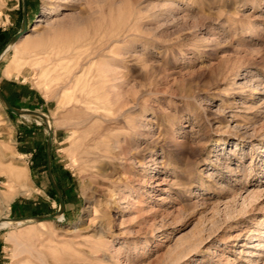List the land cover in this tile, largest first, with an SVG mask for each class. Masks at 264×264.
I'll return each instance as SVG.
<instances>
[{"label": "rangeland", "instance_id": "374dc122", "mask_svg": "<svg viewBox=\"0 0 264 264\" xmlns=\"http://www.w3.org/2000/svg\"><path fill=\"white\" fill-rule=\"evenodd\" d=\"M25 10L0 90L47 115L64 211L1 227L0 264H264V0ZM21 25L0 0V49ZM46 140L0 100V217L58 209Z\"/></svg>", "mask_w": 264, "mask_h": 264}, {"label": "water", "instance_id": "95a60500", "mask_svg": "<svg viewBox=\"0 0 264 264\" xmlns=\"http://www.w3.org/2000/svg\"><path fill=\"white\" fill-rule=\"evenodd\" d=\"M22 1V25L21 28L13 34L9 40L6 42V44L0 49V57L1 55L6 51V49L15 43L25 32H26V10H25V0ZM0 100L4 104L5 108L8 109L9 111L13 112L14 114L17 115H31V116H36L40 118L45 124H46V129H47V140H46V146H45V157H46V170L47 174L49 176L50 182L52 184V187L54 191L56 192L57 196V201H58V209L52 213V214H41V215H31V216H26V217H0V222L1 221H11L13 223L16 222H28V221H47V220H55L57 218V215L63 214L64 211V201L63 197L61 194V190L54 180L52 170H51V164H50V147H51V126L48 124V117L44 113H41L36 110L32 109H22V108H17L12 106L5 98L3 95L2 91L0 90Z\"/></svg>", "mask_w": 264, "mask_h": 264}, {"label": "bare ground", "instance_id": "6f19581e", "mask_svg": "<svg viewBox=\"0 0 264 264\" xmlns=\"http://www.w3.org/2000/svg\"><path fill=\"white\" fill-rule=\"evenodd\" d=\"M45 13H42V15H40L37 19H36V21L37 22H40V21H42V18L41 17H43V15H44ZM17 42V41H16ZM15 45V43H13L12 45H10L7 49H9L10 47H13ZM6 49V50H7ZM50 125V124H49ZM9 174L11 175V177H14V178H17V179H19L21 176H24L25 175V172H23V171H21V172H14V171H10L9 172ZM10 177V178H11ZM22 178V177H21ZM11 179H13V178H11ZM14 180V179H13ZM15 193V192H14ZM7 198H8V196H7ZM10 198H12V197H10ZM3 199H6V198H3ZM2 199V200H3ZM9 199V198H8ZM7 199V200H8ZM62 218H63V215H58L57 216V218H56V221L57 222H61V220H62ZM22 222H16V223H13V222H11V221H1L0 222V228L1 227H4V226H7V225H9V224H16V225H19V224H21ZM42 222L41 221H39V223L38 224H41Z\"/></svg>", "mask_w": 264, "mask_h": 264}, {"label": "trees", "instance_id": "16d2710c", "mask_svg": "<svg viewBox=\"0 0 264 264\" xmlns=\"http://www.w3.org/2000/svg\"><path fill=\"white\" fill-rule=\"evenodd\" d=\"M8 40H9V39H8ZM8 40H7V41H8ZM7 41H6V42H7ZM5 44H6V43H4V45H5Z\"/></svg>", "mask_w": 264, "mask_h": 264}, {"label": "crops", "instance_id": "0c3cea01", "mask_svg": "<svg viewBox=\"0 0 264 264\" xmlns=\"http://www.w3.org/2000/svg\"><path fill=\"white\" fill-rule=\"evenodd\" d=\"M2 56V55H1ZM1 58V57H0Z\"/></svg>", "mask_w": 264, "mask_h": 264}]
</instances>
